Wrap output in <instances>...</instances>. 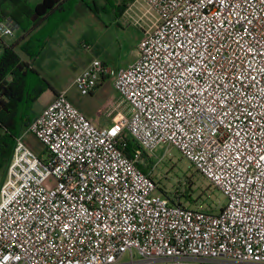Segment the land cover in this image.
Segmentation results:
<instances>
[{
	"label": "built area",
	"instance_id": "1",
	"mask_svg": "<svg viewBox=\"0 0 264 264\" xmlns=\"http://www.w3.org/2000/svg\"><path fill=\"white\" fill-rule=\"evenodd\" d=\"M144 1L156 20L112 78L118 119L100 127L62 91L14 137L0 264H264V0ZM18 28L0 7V40ZM110 72L94 59L74 84L87 95ZM159 145L225 195L218 213L159 191L161 158L138 165Z\"/></svg>",
	"mask_w": 264,
	"mask_h": 264
},
{
	"label": "rangeland",
	"instance_id": "2",
	"mask_svg": "<svg viewBox=\"0 0 264 264\" xmlns=\"http://www.w3.org/2000/svg\"><path fill=\"white\" fill-rule=\"evenodd\" d=\"M31 1L35 2L37 0ZM93 1L96 5L97 15L94 12L92 14L90 8H87L88 4H92ZM131 1L132 0H84V2L88 3L87 6L79 2L69 11L71 12L74 10L69 24L72 23L71 19H81L80 27H77H79L81 31L86 30L91 25H89L90 20L86 18L92 15L96 25H108V21L110 20L108 13H111L112 16V11L117 9L118 4L130 3ZM6 5L8 7L11 6L12 10L18 6L14 0H6ZM136 5L140 8L138 14H126L122 19L123 24H125L124 26L127 25L126 44L122 45L116 56H100L101 59L99 60L103 61L111 69L109 79L115 75L116 71L119 70L118 68L123 67L125 62L132 59L133 50L136 48L142 33L141 25H144L145 28L149 27L150 23L156 19V15L147 10L148 5L144 0H137ZM20 37L21 32L18 30L14 37H5L3 41L0 40V54L3 51L4 45L14 44ZM36 40L37 38L35 37L30 38V45L34 44V49H38L34 57L38 62V65H35V73L39 75L41 80H45V82L48 83V88L40 95V98L30 104L27 109L28 116L34 119L40 108L41 102L52 94L54 88H60L61 86L67 88L69 96H74L82 102L83 107L81 108L84 110L83 113L87 117L89 111L97 112L101 103L99 97L95 96L91 98L89 94L82 95L74 84V79L78 75L77 73L80 65H74L73 58L69 59L71 65L65 67L59 64L60 61L58 59L51 61V63H47V61L50 60L47 58L49 50H43L42 45H37ZM101 48L103 49V47ZM15 50L19 53L22 61L29 63L30 56L27 52H23L20 46L17 47V45H15ZM98 50H100V48ZM86 53L85 55H88L87 59L90 60L96 56L95 54L97 51L95 52V49L88 48ZM60 70H62V72L58 73ZM123 115L126 116V113ZM26 128V125L22 126L23 130ZM24 140L34 152L38 154L43 152V144L32 133H28ZM154 153L156 154V161L159 158L161 159L158 160L157 167L154 168L152 176L158 183L159 191L162 194L169 198L179 200L185 206L212 210L214 213H218L219 209L226 204L225 195L215 188L207 178L202 176V174L196 170L192 162L185 158L177 148L159 145L154 150ZM5 178L6 167H0V185ZM184 195L191 197L193 201H187Z\"/></svg>",
	"mask_w": 264,
	"mask_h": 264
},
{
	"label": "crops",
	"instance_id": "3",
	"mask_svg": "<svg viewBox=\"0 0 264 264\" xmlns=\"http://www.w3.org/2000/svg\"><path fill=\"white\" fill-rule=\"evenodd\" d=\"M28 1L32 4H35L40 0H37L35 2L31 0ZM136 1L137 0H132L130 3L128 2L129 4H126V8L124 10L114 9L112 11V16L111 13H108L110 17L108 25H96L94 17L92 15H89V17L86 19L90 20L89 25H91L88 27V29L81 31L79 30L81 19H71L72 23L69 24L74 10L71 12L69 11L75 4L79 2H82L86 6L88 3L84 2V0H64L61 2V4H59L60 6L62 5L64 7V10L56 9L52 11L51 14H49L38 24L31 18L29 19L28 23L26 22V24H24L25 28L19 26L16 32H18L19 30L21 32V37L16 40L18 41L16 45L18 47L23 41L25 42L27 39L35 37L37 38V45H42L43 50H49L47 58L50 60L47 61V63H51V61L58 59L60 61L59 64L65 67L71 65L69 59L73 58L74 65H80L77 73L79 74L94 59H101L100 56H116L122 45L126 44L125 39L127 35V25L124 26L125 24H123L122 19L126 14H138V10L140 11V8L137 7ZM0 7L3 13H6L9 17H11L10 13L13 10L11 6L8 7L6 5V0L0 5ZM95 7L96 5L94 1L92 2V4H88L87 6V8H90L92 14L94 12L97 15V11L93 9ZM155 20L156 19H154L152 23ZM152 23H150L149 27L146 28L144 25H141L142 33L138 42L144 36L145 32L151 28ZM101 47H103V49ZM88 48L95 49V52L97 51V53L95 54L96 56L94 58H91L90 60L87 59L88 55H85L87 54L86 50ZM99 48L100 50H98ZM69 51L72 53H70ZM135 57L136 48L133 50L131 57L132 59L128 62H125L123 64V67L118 69L128 67L134 62ZM28 64L31 68L35 69V65H38V62L32 56H30ZM59 72H62V70L58 71V73ZM112 78L109 79V76L103 77V79L97 84L93 91L89 93V96L91 98L98 96L101 102L99 110L97 112H88L89 119H91L100 127H108L112 125L119 117L116 111H109L110 105L112 103L115 104L119 102L117 93L112 85ZM62 91H65L69 100L82 112H84V110L81 108L83 107L82 102L74 96H69L67 88L61 86L60 88H54V90H52V94L47 96L45 100L41 102L40 108L36 115H38L49 103L52 102L55 96ZM119 111L122 114H129L128 107L123 104L120 105ZM155 162V153L148 154L146 152H143L138 165L143 171L149 172L152 170Z\"/></svg>",
	"mask_w": 264,
	"mask_h": 264
},
{
	"label": "trees",
	"instance_id": "4",
	"mask_svg": "<svg viewBox=\"0 0 264 264\" xmlns=\"http://www.w3.org/2000/svg\"><path fill=\"white\" fill-rule=\"evenodd\" d=\"M4 1L1 0L0 5ZM62 1L64 0H40L32 4L28 0H14L18 6L13 9L10 16L19 26L25 28L24 24L31 18L38 24L52 11L64 10V7L59 5ZM126 4H118L117 9L124 10ZM93 9L96 11V8ZM17 43L18 41L11 45H4L0 54V167H6V169L12 156L14 137L20 132L22 126H27L33 120L28 116L27 109L48 88V83L36 75L35 69L21 60L19 53L15 50ZM34 48V44L30 45V38L20 44V49L33 58L38 50ZM124 135L126 139L124 152L128 157L133 158L140 148L128 135ZM184 197L187 201H193L187 195ZM170 200L181 203L174 198Z\"/></svg>",
	"mask_w": 264,
	"mask_h": 264
}]
</instances>
